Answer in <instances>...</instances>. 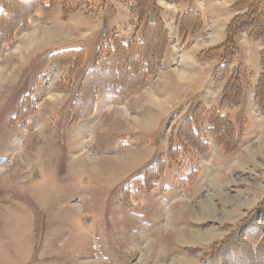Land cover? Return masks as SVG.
Instances as JSON below:
<instances>
[{
  "label": "rangeland",
  "instance_id": "rangeland-1",
  "mask_svg": "<svg viewBox=\"0 0 264 264\" xmlns=\"http://www.w3.org/2000/svg\"><path fill=\"white\" fill-rule=\"evenodd\" d=\"M62 1L0 0L8 14L0 16V264L263 261L264 43L241 35L230 66L241 65L242 84L226 89L231 103L226 78L212 73L216 60L198 57L224 41L234 0H200L207 18L182 41L193 40L197 56L184 82L169 81L176 75L160 64L124 94L89 88L88 110L75 117L98 48L113 34L127 41L135 24L130 0H79L69 13ZM72 49L84 54L77 68L54 54ZM179 63L171 69L191 62ZM152 90L156 103L142 94Z\"/></svg>",
  "mask_w": 264,
  "mask_h": 264
},
{
  "label": "trees",
  "instance_id": "trees-1",
  "mask_svg": "<svg viewBox=\"0 0 264 264\" xmlns=\"http://www.w3.org/2000/svg\"><path fill=\"white\" fill-rule=\"evenodd\" d=\"M22 1L29 2L31 0ZM49 1L52 4V0ZM168 1L176 3L189 2V0ZM78 2L79 0H72V2L63 0L64 11L68 13L74 11L83 4ZM230 8L235 13L225 27L224 41L219 45L201 51L202 56L198 55L200 59L216 60L212 73L218 80L226 78L223 86V98L228 102H230V99L225 95L227 94L226 89H237L239 91L242 84L240 82L241 65L230 66V57L237 53L241 35L245 34L248 38L264 43V7L262 0H234ZM129 10L135 24L133 33L125 42L116 34H113L109 45H102L98 48L95 63L82 75L76 98L72 102L70 112L71 115L73 113V117L77 112H87L85 98L89 88L93 91L124 94L147 83L151 75L155 73L156 68L161 64L166 47L170 42L169 31L162 18L163 9L157 5L155 0H130ZM4 11L5 9L1 8L0 16L8 19V14ZM175 23L178 27L179 37L183 42H187L196 34L202 32L205 27V20L200 12L191 7L179 12L175 17ZM3 27L6 28L5 25ZM54 54L69 56L71 60H75L73 62L75 68L84 61V54L81 49L59 51ZM260 54L264 70V49ZM263 76L264 71L261 77ZM87 104H90V108H88L92 110L94 107L92 100ZM214 115L216 117L221 116L218 111H214ZM259 205L264 206V202ZM247 216L249 218L246 217L247 222L245 224L251 221V218L253 219L252 213ZM233 232L235 231L224 238L222 244H225L226 240L229 241V238L234 234ZM259 232H262L261 237H259L263 241L264 227ZM263 254L264 242L263 252H260L259 255L262 257ZM259 264H264V260Z\"/></svg>",
  "mask_w": 264,
  "mask_h": 264
},
{
  "label": "crops",
  "instance_id": "crops-1",
  "mask_svg": "<svg viewBox=\"0 0 264 264\" xmlns=\"http://www.w3.org/2000/svg\"><path fill=\"white\" fill-rule=\"evenodd\" d=\"M156 1L163 9V20L165 19L164 16L167 13L169 15H171L170 25L164 20L165 26L168 29L169 34H170L171 42H169V44L167 45L163 60L161 61V66H160L161 71L163 73H166V72L168 73L169 71L174 72V76L176 75V77H173V78L168 77L169 81L176 80V81H179L182 83V82H184L186 76L190 74L187 72V71H189L188 67H190V69H191L192 67L197 66L196 65L197 56H196V53L192 54V51L188 50L189 47L192 45L191 43L193 40L191 41V43H189L188 47H186V48L182 47L183 44H182L181 38L179 37L178 27L175 23V17L179 12L183 11L184 9H186L188 7H191L193 9L199 11L201 16L203 17V19L206 21V18H207L206 11H207L208 6H206L207 5L206 3L205 4L201 3L200 0H193L192 2H189L190 4L189 3L184 4L183 2H180V3L173 2L172 3V2H167L165 0H156ZM231 17L229 18V20L231 19ZM128 18H131V15L129 14V12L126 14V19H128ZM228 21H226V25H227ZM185 55H187L188 57H191V59L190 60L187 59V56H185ZM181 59H183L185 61V65H187L186 62H188V63L191 62V63H189L190 66H189V64L187 66L188 69L183 67L184 69L180 70V68L177 67L176 70L175 69L172 70L175 63L180 64L179 62L181 61ZM197 64H199V63H197ZM194 75H196V74L194 73ZM195 80H196V78H195ZM151 97L155 98L156 100L158 98L154 91L151 94Z\"/></svg>",
  "mask_w": 264,
  "mask_h": 264
},
{
  "label": "bare ground",
  "instance_id": "bare-ground-1",
  "mask_svg": "<svg viewBox=\"0 0 264 264\" xmlns=\"http://www.w3.org/2000/svg\"><path fill=\"white\" fill-rule=\"evenodd\" d=\"M184 72V71H183ZM185 73V72H184ZM147 92V91H146ZM146 92H143L142 94L144 95V96H146L147 97V100H149L150 102H152V103H156V102H158L157 100H155V99H153L149 94H148V92L146 93ZM150 96V98H148ZM151 103V104H152Z\"/></svg>",
  "mask_w": 264,
  "mask_h": 264
}]
</instances>
